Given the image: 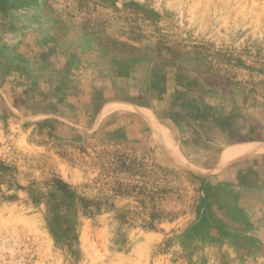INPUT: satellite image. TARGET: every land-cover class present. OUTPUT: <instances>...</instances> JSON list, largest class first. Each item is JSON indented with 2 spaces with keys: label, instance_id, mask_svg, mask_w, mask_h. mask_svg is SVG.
<instances>
[{
  "label": "rangeland",
  "instance_id": "1",
  "mask_svg": "<svg viewBox=\"0 0 264 264\" xmlns=\"http://www.w3.org/2000/svg\"><path fill=\"white\" fill-rule=\"evenodd\" d=\"M32 1L0 0V17L18 18ZM100 1L113 14L92 26L99 33L92 44L108 56L114 50L131 55L130 40L142 59L172 62L195 81L264 105V0ZM113 18L122 24L112 25ZM61 25L67 44L78 31ZM123 157L134 178L119 170ZM0 160L17 168L25 188L0 192V264H264V252L254 247L229 253L178 241L197 225L211 187L196 170L162 168L152 154L113 142L58 144L46 124L17 111L0 113ZM53 179L70 185L79 199L101 201V208H84L48 186ZM145 181L176 191L159 206L173 220L157 231L142 228L137 217L123 219L137 205L112 192L116 183Z\"/></svg>",
  "mask_w": 264,
  "mask_h": 264
},
{
  "label": "crops",
  "instance_id": "2",
  "mask_svg": "<svg viewBox=\"0 0 264 264\" xmlns=\"http://www.w3.org/2000/svg\"><path fill=\"white\" fill-rule=\"evenodd\" d=\"M111 10L100 0H37L18 18L1 16L0 113L37 118L58 144L113 142L152 154L162 168L196 170L211 187L197 225L178 241L264 252V105L172 62L142 59L130 40L131 55L108 56L91 29ZM61 24L78 31L68 45Z\"/></svg>",
  "mask_w": 264,
  "mask_h": 264
},
{
  "label": "trees",
  "instance_id": "3",
  "mask_svg": "<svg viewBox=\"0 0 264 264\" xmlns=\"http://www.w3.org/2000/svg\"><path fill=\"white\" fill-rule=\"evenodd\" d=\"M123 159L125 161L121 162L119 170L121 173L132 174L131 177L134 178L136 173L133 174L134 171H132V165L127 163V161H130V159L126 157H123ZM17 173L18 170L16 167H13L0 160V192H3L2 189L4 186H6L8 191L18 192L25 190V188L22 187L17 181ZM142 177L144 180L146 179L145 175ZM48 186L57 188L58 191L63 192L70 199H79L77 195L72 192L73 188L60 179L51 180V183H49ZM112 192L116 198L130 200L132 203L137 205L134 208H129L127 211H125L123 219L126 220L128 216L137 217V219L142 221L141 227L145 230L157 231L158 226L162 225L166 221L173 220L169 219L172 214L167 213L164 210H160L159 206L165 200L167 195L176 192L174 189H168L156 184H153L150 187L149 181H145L141 186L135 183L124 184L119 182L113 187ZM16 198L17 197L15 196H8L6 199L8 201H15ZM79 200H81V203L86 209L91 206H95L97 209H100L102 206L101 201H90L87 199ZM138 208H141L143 211L138 213Z\"/></svg>",
  "mask_w": 264,
  "mask_h": 264
},
{
  "label": "bare ground",
  "instance_id": "4",
  "mask_svg": "<svg viewBox=\"0 0 264 264\" xmlns=\"http://www.w3.org/2000/svg\"><path fill=\"white\" fill-rule=\"evenodd\" d=\"M109 110H111V109H109ZM146 117H150L149 115H148V113H146V115H145ZM150 119V118H149ZM152 120V119H151ZM152 123H153V121H152ZM155 123V122H154ZM156 126V125H155ZM158 127V126H157ZM159 128V127H158ZM160 129V128H159ZM168 134V133H167Z\"/></svg>",
  "mask_w": 264,
  "mask_h": 264
}]
</instances>
